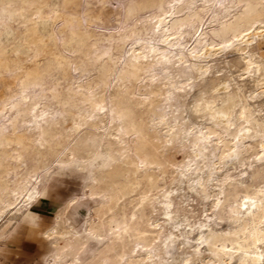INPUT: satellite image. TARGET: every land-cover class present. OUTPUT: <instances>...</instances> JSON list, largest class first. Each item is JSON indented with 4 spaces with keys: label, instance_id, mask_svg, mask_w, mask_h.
Here are the masks:
<instances>
[{
    "label": "bare ground",
    "instance_id": "6f19581e",
    "mask_svg": "<svg viewBox=\"0 0 264 264\" xmlns=\"http://www.w3.org/2000/svg\"><path fill=\"white\" fill-rule=\"evenodd\" d=\"M69 1L63 0V3L67 4ZM126 1L128 10L132 11L131 15L142 10L151 11L150 15L138 18L136 23L133 22L139 25L137 28L142 29V32L143 29L150 30V35L135 37L132 45L128 43L131 47L127 49L128 55H125L123 63L119 60L123 65L119 67L117 73L115 72L114 80L117 83L110 90L108 107L105 97L93 90L95 84L90 78L92 76L88 75L89 77L81 79L66 74L64 78L53 80L48 71L40 69L37 60L45 54H58L57 42L59 38L62 43L64 40V36L58 30L67 27L73 32H79L81 38L88 39L86 50H88L89 64L95 65L98 60L99 63L101 62L96 68V72L102 73L98 83L106 86L110 71L116 70L117 64L110 50V47L114 46H112L113 38L110 44L106 41L111 46L104 47L106 49L100 47L103 50H97L101 37L92 33L95 29L81 31L77 25L78 21L74 20L76 18L79 20V17L72 18L71 12L68 11V16L70 15L73 20L66 18L63 9L50 8L48 0H0V34L8 26H12L19 33L24 34V43L28 45L30 51L27 55H22L19 54L18 49H15L14 56L10 57L4 53L6 50L4 45V48L0 46V74L15 76L17 81V90L11 93L8 100L0 103V215L10 207H16L20 201L26 202L38 196L43 178L49 173L46 157L57 152V147L62 141L61 132L65 128L64 109L59 107L53 110L49 107L50 104L55 100L60 104L63 100L67 103L73 101L76 104L80 101L81 105H77L82 109L86 106L89 110L82 118L86 125L84 133L88 134L91 128L103 125L108 119L107 116L112 120L120 119L119 123L111 125L109 122L110 125L104 126V140L108 144H116L121 156L120 160H114L113 170L121 169L139 185L137 192L140 195L136 198L141 205L139 211H142L147 203L152 202L151 199H147L150 197V192L159 186V176L167 165L177 164L179 174L188 179L192 178V174L197 173L199 176L195 185L197 190L207 192L211 188L208 193L210 198V194L224 193L223 197L217 199L213 196L214 199L210 203L214 207L213 214L223 218L225 215L231 228L228 232H220L214 226L216 222L213 224L211 220L197 225L198 236L195 241L201 240L199 244L204 242L202 247L207 246L208 252H204L195 243L193 258H186L187 264L227 263L233 258L237 264H260L264 259V185L262 184L263 187L257 189L255 193L251 188L255 178L264 177V121L259 115L258 106L248 103L244 97L242 100L243 90L240 83L234 88L230 80L222 76L220 78L223 81L220 84L224 88V95L213 96V99H209L207 103L202 99L205 104L203 103L201 108L207 110L208 115V122L203 127L189 126L190 122L184 125L183 120L182 123L179 121V114L176 111L180 109L177 102L180 92L195 85L214 86L212 78H208V73L214 65L211 57L225 47L227 49L229 47L236 57L243 61L242 72L255 81L257 86L264 87V59H256L253 50L254 40L264 33V0ZM49 11L54 13L52 15L53 44L50 38L42 35L36 27L39 20L51 18L48 15ZM58 20L60 24L56 26ZM121 34L117 35L122 42L128 37L124 35L125 38H122ZM92 36H96L94 41L90 40ZM109 37L111 36H108L107 40ZM114 40L117 41V38ZM124 42L118 43L115 47L118 48L119 44L122 46ZM15 61L19 64L11 67L10 62ZM74 68L78 69L79 66L74 65ZM104 68H107L108 72L105 75ZM91 70L93 71V68ZM147 71L150 73L146 74ZM79 75H81L80 71ZM69 78L75 79L74 82L71 81L73 84H70ZM134 79L141 81L136 83V89L128 90L130 84L126 81L132 82ZM62 80L69 82L71 88L67 89L68 91L65 89L69 86H64ZM137 90L143 97L138 96L136 102L150 112L149 119L152 120V125L150 120L146 127L137 124L136 111L128 109L124 103L125 96L137 94ZM71 94L72 98L67 99L66 96ZM160 94H163V102H166V106L164 108L160 104L163 109L158 111L154 105L158 106L155 98ZM250 96L254 97L255 93L251 92ZM219 98L220 103L217 102ZM82 101L86 103L85 106H82ZM239 105L238 113H235L233 109ZM22 112L29 114V118L20 124L18 116ZM79 127L81 125H76L74 129L78 130ZM149 141L153 142V148L150 154L145 155L144 145ZM257 143L262 146V154L254 159L247 169L242 170L237 176H233L230 172L219 174L222 166L228 164V159H230L229 163L242 164L245 153ZM75 148L76 146H72L62 156L55 154V161L60 164L81 161V156L77 155L79 152L75 153ZM180 149L187 153V159L178 163L175 160V152ZM91 181L90 195L98 197L95 202V213L99 216H97L99 221L95 223L88 219L85 233L70 232L67 239L68 249L63 251L57 249L53 255L54 261L61 264H167L165 252L167 248L175 245L180 235L174 231L167 232L162 222L154 220L151 222L153 227L150 231L156 234L160 241L152 244L146 237H142L136 239L135 244L128 248L130 241L125 229L119 223L120 220L112 222L114 213L107 214L119 204L125 206L130 198L124 195L121 198L122 202L119 203L117 186L103 187L98 192L96 188L100 186L102 180L92 174ZM240 191L244 196L236 197ZM26 196L28 199L25 200ZM172 202L173 195L165 192L159 208L165 209L164 212L169 219H173L172 213L175 211L174 208L168 209ZM178 223H176L177 229L182 237L194 238L189 236L191 233L189 229L193 228L192 224L188 223L187 225L190 226L186 229V225L180 227ZM55 229L59 232L57 225ZM89 241H95L97 245L95 249L90 250L91 253L85 255L88 252L86 249Z\"/></svg>",
    "mask_w": 264,
    "mask_h": 264
},
{
    "label": "rangeland",
    "instance_id": "374dc122",
    "mask_svg": "<svg viewBox=\"0 0 264 264\" xmlns=\"http://www.w3.org/2000/svg\"><path fill=\"white\" fill-rule=\"evenodd\" d=\"M48 2V6L50 8L53 7L57 10L63 9L62 12H64V16L70 20H73V17H79L81 20H78V18L74 20L76 22L78 21V24L76 22L75 23L78 25L81 31H93L95 29L92 33H94V35H97L98 37H101V39L98 38L100 39V41L96 39L97 41H99V47H97V50H103L104 47L111 46L109 44L113 42L112 46H114L113 48L110 47V50H112L111 53L113 58L117 61L115 68L117 71H110L109 80L106 86H103L102 83H98L100 80L98 78L101 77L102 73L96 72V68L101 62L99 63L98 60L95 65L89 64L87 54L88 50H86V44L89 42L88 39L86 37L81 38L79 32H73L67 27H62L58 30L61 35L64 36L63 43L60 38L57 42L58 45H56V50L58 51V54L42 55L38 58L37 64L39 65L41 70L44 71L45 69V71H48L50 73V77L53 80L64 78V75L66 74L67 76L68 74L72 76L74 75L75 77L78 76V78L81 79L85 78L86 76L89 77L88 75L92 76L90 78L95 84L93 90L105 97V103L109 107L110 102L108 101V96L111 92L110 90L113 88V85L117 83L114 79H116L115 76L120 69L119 67L123 65L122 63L126 57L125 55H128L127 49L129 50L131 47L130 45L135 42V37H148L150 35V30L146 31L143 29L144 32H142V29L139 30V28H137L139 25L137 26V24L135 23L137 22L138 18H144L145 16H148V14L150 15L151 11L148 10V12L147 10H142L136 12V14L132 13L135 15H131L132 11L128 10L126 0H70L69 2H67V4H64L63 0H48ZM68 6L71 7L69 8ZM68 11L71 12L70 15H72V18L70 15L68 16ZM49 12L50 13H48V15L51 18H43L39 20L36 24V27L42 35L49 37L50 42L52 41L51 43L53 44L54 19L52 18V15L54 13L52 11ZM72 12L75 14V16ZM91 14H93V16ZM58 24H60L59 20L56 26H58ZM81 24L85 27L81 26ZM126 27L128 28V30L126 29ZM122 31H125L127 35L125 34V32L123 34ZM119 32H122V34L120 33L122 35V38H125L124 35L128 37L122 41H125L122 46L120 45L122 44L121 39L118 36L120 35ZM145 32H147V34H145ZM263 34H261L260 37H256L253 43L255 58L260 60L264 59ZM108 36H111L109 37V40H107ZM132 36L134 37V39ZM24 38L25 37L23 33H19L17 29L13 28L12 26H8L0 34V46L2 48L5 47L4 49L6 50L3 49L5 55L13 57V51L15 49H18L17 51L19 52V54L21 53L22 55H27L30 51L28 45L24 43ZM95 38L96 36H92L90 40L94 41ZM116 38L117 41L114 40ZM118 38L120 39V42H118ZM111 39L113 40L112 42L110 41ZM130 39L132 42L130 41ZM106 41H109V44ZM116 42L120 43L118 47L119 49L115 47L118 45V43ZM74 47L76 48V50ZM225 48H223L224 50H219L217 55L211 57L214 65L213 68H211V71L208 73V78H212V84L214 86L208 85L206 87L203 85H195L192 88H188L185 91L180 92V96L177 98L180 109L176 112L179 114V121L182 123L183 120L184 125H188L190 122L189 126L194 125L193 127H195L197 125L198 127H203L208 122L207 110H203L201 108V105L205 102L202 99H205L207 103V101L213 99V96L224 95V88L220 84V82L223 81L220 78L222 76L227 77L234 88L236 87L237 83H240L242 85V100L245 98L244 100H248V103L250 102L256 107L258 106V109L261 111H259V115L264 121V87L257 86L255 81L246 76V74L242 72L244 68L243 61H240L239 58L236 57V54L233 53L229 47L228 49L227 47ZM122 53L124 55H122ZM119 60L122 61V63H119ZM83 61L85 62L84 64L86 67L83 64ZM15 62H10V66L15 67L19 64L17 62L16 64ZM74 65H78L79 68L75 69ZM70 66H72L71 69ZM92 68L93 71L91 70ZM78 70L80 71L81 75L83 74V76L79 75ZM103 73L104 75L108 73L107 68H104ZM145 73L149 74L150 72L147 71ZM69 80L68 81L70 82V84H73L71 83V81H75V79L73 78H69ZM138 80L134 79V82L127 80V84H130L128 90L136 89V83L140 82L141 79ZM62 81L64 86H69L68 88L65 87V90L68 91L71 88L69 82L66 83L67 80ZM16 85L17 81L15 76L0 74V103L10 98V96L17 90ZM201 86H203V88H201ZM218 88L220 90H218ZM251 92L255 93L254 97L250 96ZM136 93L137 94H129L125 96L126 98H124L123 100L128 109L136 111L137 115H135V122L146 127L150 120V112L146 109V107L137 104V97L143 96L139 95L140 93L138 92V90ZM130 95H132L131 97L133 98H131ZM66 98H72V94L66 96ZM163 98V94H160L155 98V103L158 104V106H154L158 111H161L163 107L165 108L166 106V102H163ZM129 99L130 101H128ZM70 102L67 103L65 102V100H63L60 104V102L55 100L49 106L53 110H56L59 107L64 109L63 125L65 128L61 132L62 141L61 144L57 147V152L48 154V158L46 157V162L48 163L47 167H49L50 170L49 173H47L43 178L39 195L32 200H29L28 196H26L25 200L28 199L26 202L20 201L16 207L12 206L10 207V209L0 215V264H61V262L56 263L54 261L53 255L55 254L57 249H59L60 251L68 249L69 245L67 239L70 235V232L78 231L80 233H85L86 221L88 219L93 220L95 223L99 221V216L95 213V202L98 197L95 195H90L92 174L97 175L103 182H101L100 186L96 188L98 192L103 187L111 185L117 186V195L120 198L119 203L122 202L123 199L121 198L124 195H126V198L131 199H129L130 201L128 200L125 206L122 207L119 204V208L116 206L112 210H109V213L107 214L109 215L110 213H114V219H111L112 222L120 220L119 223L125 229L126 235L130 241L128 248L135 244L136 239L142 237H146L148 242H151L152 244L158 243L160 241V238L156 237V234L152 233L150 231V228L153 227V225H151V222H154V220L159 221L166 226L167 232L174 231L180 235L176 240L175 245L167 248L165 252V260L167 261V264H187L186 258H193V252L195 251L194 247L196 245L195 243H197V245H199L204 252H208L207 246L202 247L204 245V242L199 244L201 240L195 241L197 239L196 237L198 236V226L201 222L211 220L213 224L216 222L214 226L217 227L220 232L229 231V229L231 228V224L229 221H227L226 216L223 215L225 217L223 218L213 214L214 207L210 203L214 198L217 199V197H223L224 193H222L223 195L210 194V198L208 193L209 191H211V188H209L207 192H199L195 186L196 181L199 178L198 174L194 173L191 175L192 178L188 179L186 178V176L179 174L177 164L167 165L165 167L164 172H161L158 179L159 186L150 192L151 198L149 197V199H147H151L152 202L146 204V206L142 210L143 212L139 211L138 209L141 205L137 202L136 199L137 196L140 195V193L137 192L139 185L135 180L130 178L128 174H124L121 169L113 170L112 164L115 163L114 160H120L121 156L119 151H117L118 148L116 144H108L104 140V126L107 124L112 125L113 123H119L120 119L118 120L117 118H113L112 120L111 117L107 116L108 119H106L107 121L103 125L91 128L90 131H88V134L87 132L84 133L83 131L85 130L86 125L84 124V119L82 120V118L83 116L85 117L87 115V111H89L85 106L86 103L84 104L83 101L81 102L83 104L82 106L86 107H83L82 109L77 105H81L80 101L77 104L73 101V103L71 102L72 104ZM217 102H221L220 98L217 99ZM245 102L247 103V101ZM160 104H162L163 107ZM239 107L240 105L235 106L234 109L237 111ZM166 109L168 110V108ZM234 109L233 111L235 113H238V111L236 112ZM79 110L81 111L79 112ZM28 118L29 114L27 115L26 112H22L18 116V121L20 124H22L27 121ZM151 121L152 120H150V123ZM78 124L81 125V127H79L78 130H75L74 128L76 125L79 126ZM150 125H152V123ZM221 132H223L222 129ZM223 134L226 135V133L224 132ZM72 146H76L75 153L77 154V152H79L77 155L81 156V161L61 164L55 161V154H59V156H62L67 153ZM107 147L110 148V150ZM152 148L153 142H147L144 145V154H150ZM260 154H262V146L260 143H257L248 153H245L244 161L242 164L229 163L230 159H228V164L222 166L219 174L224 175L225 172H230V174H232L233 176H237L242 170L247 169L249 164L252 163V161L256 159ZM186 155L187 153L183 149L176 151V162L179 163L183 159L186 160ZM262 184L264 185V177L255 178L253 180V185L251 188L254 189V193L257 189L263 187ZM165 192H169L171 193V195H173L172 205L168 208L175 209V211L172 213L173 219H169L168 215H166L164 212L165 209L159 208L160 200L163 199V194ZM213 196L216 197L213 198ZM237 196L243 197L244 193H241L240 191V194L239 192L236 194V197ZM133 210L136 212H132ZM176 223H178L180 227H185L186 225V229H188L190 226L187 225L188 223L192 224L193 228L192 230L189 229L191 232L189 236H193L194 238L188 239L185 236L182 237V235L179 233L180 231L177 229L178 225H176ZM56 225L58 226L59 232H56ZM172 225H174L176 229L172 227ZM167 228H169V230ZM203 228L205 227L203 226ZM184 241H186V243ZM187 241L189 242L187 243ZM192 244L193 246L191 247ZM96 245L97 243L95 241H89L88 247L86 249V251L88 250V252L85 251L86 254L85 252L83 253L85 255L91 253L90 250L95 249L94 247H96ZM216 264H237V262L233 258L227 263L220 262ZM260 264H264V259L261 260Z\"/></svg>",
    "mask_w": 264,
    "mask_h": 264
}]
</instances>
